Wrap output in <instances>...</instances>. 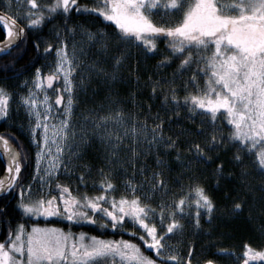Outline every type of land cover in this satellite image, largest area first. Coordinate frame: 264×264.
<instances>
[{
  "label": "snow or ice",
  "instance_id": "obj_1",
  "mask_svg": "<svg viewBox=\"0 0 264 264\" xmlns=\"http://www.w3.org/2000/svg\"><path fill=\"white\" fill-rule=\"evenodd\" d=\"M95 4L94 7H86L80 5L78 0H51L48 4L26 0L25 13L18 12L10 16L6 12H0V29L7 38L6 43L0 45V49L6 51L24 32V28L17 24L18 18H25L29 27H38L46 18L63 15L65 29L72 33L73 28L67 26V20L72 15L95 14L102 17V22H108L109 27H114L108 33L105 29L93 32L80 25L88 42L96 44L98 50L107 52L114 39L115 47L119 48L123 44L128 49L127 52L121 51L120 54L113 55L111 74L102 65L97 66L99 61L88 66L89 73L111 76L114 81L115 73L126 55L132 53V49L138 50L144 56L154 55L158 50L156 41L164 39L171 57L165 56L157 61L158 68L165 66L170 58L181 56L183 59L180 60L178 71L191 68L193 62L196 64L195 68H191L192 75L186 80V90L187 85L192 84L196 89L195 94L188 92L180 98L175 95V86L170 89L171 95L168 94V89H164L166 94L162 98V105L166 106L165 110L171 111L187 105L190 113L203 117L196 130L183 129L185 133H205L203 125H214L221 115L231 128L229 135L223 137L213 127L211 133L204 136L205 147L194 144L189 146V151L194 152L195 159L209 161L211 157L206 155L205 148L211 150L221 142L230 141L236 146V154L232 158L235 163L244 162L245 155L249 157L247 167L241 169L242 180L249 175V169L264 177V147L255 151L257 147L264 145V0H95ZM153 16L166 20L170 26H158L153 22ZM172 21L175 23H171ZM56 38L58 43L55 46L52 73L42 74L41 69L36 68L32 79L33 87L20 98L30 118L35 120V123H30V131L33 143L38 145L37 171H41L39 165H44L42 181L45 177L52 179L55 176L62 163V149L71 148L68 143V130L72 128L70 116L74 107L73 97L84 83L83 77L80 84L74 83L73 73L81 63L76 56L75 46L71 53L67 51L60 29L56 31ZM36 46L39 47L38 44ZM52 48V44H47L45 53ZM189 49L192 51H188ZM201 75L205 77L203 88L196 83ZM61 78L63 86L55 88L54 102L50 101L47 94L42 97L38 95ZM148 82L153 85L152 95L155 96L160 81H153L149 76ZM64 96L67 98L64 99ZM9 107L10 94L0 87V117L6 118ZM57 107L63 109L62 118L57 114ZM152 116L160 122L152 125V137L147 147L151 149L153 146L159 148L163 145L166 150L175 147L176 139L166 137L163 133V118L159 113ZM109 119L119 122L122 119L121 113L115 112L110 117H101L95 122L97 128ZM168 119L171 121V116ZM130 131L133 136H137L140 132L146 133L148 129L144 125L139 132L136 128ZM71 135L75 136V131ZM0 144L8 160L5 169L7 175L0 177V190L7 191L18 183L21 158L5 135H0ZM115 148L114 144L109 159L115 155ZM135 155L134 145L133 159ZM163 164L164 161L157 156L156 168L146 177L148 190L141 192L139 196L136 193L144 187L145 182L142 180L139 184L133 183L134 175L120 181L123 194L119 197L109 195L117 190V185L109 178L115 176V170L105 173L101 169L100 181H93V187L101 189L97 195H73L67 185L57 184L55 191H58V196L45 199L41 195L38 199L25 202L24 192L28 190L22 188L17 205L24 214L62 216L69 222H99L101 228H121L127 231L123 229V225L131 223L133 228H138L139 239L147 250L155 254V259L146 256L132 240L101 239L95 236L89 238L84 234L73 238L71 233L36 226L25 233L23 226L18 225L14 234L10 232L4 241H0V264H184L183 261H178L177 255L168 254L174 250L167 238L183 230V224L178 217L188 215L198 227L201 210L211 213L214 204L199 184L190 186L195 195L191 203L188 194L180 195L179 199L175 198L176 194H172L171 199H164L168 195V187L160 167ZM216 169L220 172L222 164L218 163ZM144 171L142 166L140 173L143 174ZM85 181V174L81 173L80 184L85 185ZM156 194L160 195L156 207L143 202L154 198ZM192 206L196 211L186 212V208ZM242 210V201L232 205V212ZM98 215L102 216L100 221L95 219ZM156 217H159L158 222H150L156 220ZM160 228L164 231H159ZM131 235L137 236L138 232H132ZM191 251L189 248V253ZM242 256L240 264L255 261L264 264V245L257 248L245 243ZM205 264L212 262L206 261Z\"/></svg>",
  "mask_w": 264,
  "mask_h": 264
},
{
  "label": "trees",
  "instance_id": "obj_2",
  "mask_svg": "<svg viewBox=\"0 0 264 264\" xmlns=\"http://www.w3.org/2000/svg\"><path fill=\"white\" fill-rule=\"evenodd\" d=\"M6 3L7 0H0V11L6 12ZM43 3H51V0ZM78 3L86 7L96 6L95 0H78ZM152 19L158 26H169L158 19ZM21 24L24 25V23ZM69 25L76 27L83 25L85 29L94 32L105 29L108 33H111L112 27H114V25L109 27L108 22H102V17L95 14L72 15L67 20V26L69 27ZM57 29L61 30V37L66 36L65 32L67 31L63 15H53L46 18L38 27L26 26L25 34L21 40L10 50L0 53V87L4 88L10 96L14 97L19 90V84L31 78L37 66H43L51 60L52 51L57 41ZM4 38L5 34L0 29V41ZM156 43L158 50L154 55L144 56L138 50L134 52V49H132V53L126 55L125 65L121 66L113 82H110L109 78H101L98 82L90 83L87 94H81L80 99H86L84 104L86 106L87 101L90 103L102 99V96L109 91L113 99L122 102L131 98L132 95L136 104H140L138 108L140 107L142 117L145 116L149 122L153 121L152 114H160L164 123L168 124L165 136L176 139V146L168 151L169 155L165 158L162 170L167 186L171 192L175 193L182 192L188 184H199L204 188L205 193L211 197L214 204L211 213L206 210L202 211L203 215H209L207 219H202L203 215L201 218L199 217V226H196L198 230L193 235L195 237L194 246L197 247L199 258L201 256V263L211 261L214 264H220L221 262L217 259L223 257L217 253H231L232 261H230L231 258L225 257L228 260L227 264H237L236 259H243L242 252L245 243L257 248L264 245V190H262L264 177L249 169V175L242 180L241 169L247 167L249 157L245 155L244 162L235 163L232 158L236 154V146L230 141L221 142L218 147L211 150L205 148L206 155L211 157L209 161L195 159L194 152L189 151V146L200 144L201 147H205L204 136L211 133L216 124L225 123L223 122L225 118L221 117L220 121L217 119L214 125H203L205 133L194 131L189 134L182 131L183 129L196 130V126L199 124L198 119L194 114L188 112L187 105L166 111V106L162 105V98L166 94L164 89H168V94L171 95L170 89L173 86L177 89L175 92L177 97L182 98L188 92L194 94L196 89L192 84H188L186 90V80L192 75L191 68H195L196 64L193 63L191 68L186 67L184 71H178L180 60L183 59L181 56L170 58L165 66L158 68L156 66L157 61L162 60L165 56L171 57V53L167 50L168 46L164 39H159ZM37 44L39 45L38 48ZM47 44H52L53 48L46 54L44 49ZM126 47L123 44L119 48L115 47L113 39L107 52L98 50L97 45H94L90 52L95 58H98L99 54L105 56V62L109 64L108 69L111 71L110 58L113 55L120 54L121 51L127 52ZM188 51L192 50L189 49ZM185 54L187 55V52ZM149 76L153 81L157 79L160 81L155 96L152 95L153 85L148 82ZM107 88L109 89L107 90ZM13 100L14 98L10 99L11 104L6 118L0 117V134L5 135L6 139L19 151L21 171L18 174V183H15L13 189L7 194L0 197V241H4L10 232L13 234L18 225L29 226V220L17 205L20 201L19 196H21L19 190L28 187L33 178L34 150L30 144L28 130L25 125V114H23V111L17 110L13 105ZM176 113H179V115L177 116ZM169 116H171V121L168 119ZM215 129L223 137H227L230 133L228 128L217 126ZM92 153L88 152V156L82 160V165L86 169L85 185L80 184L79 178H76V182L73 183V185L75 184L73 190L76 191L77 195H80L78 192H81L92 196L99 194L101 191L99 187H93V181H100L101 175L95 173L101 169L105 170V164L98 155ZM218 163L222 164L220 172L216 169ZM3 172L4 164L0 156V177ZM110 179L113 180V178ZM54 183L55 181L51 183V188L54 189L51 196L58 195ZM14 190H16L14 197L10 199ZM114 194L109 193V195ZM237 201H242L243 210L232 212V205ZM124 226H128L132 232H139L132 228L131 223ZM105 234L112 235L107 230ZM117 235V233H113L114 237ZM141 242L138 239L141 251L153 257L155 254L152 255L151 252L146 251L141 246ZM253 264H262V262L256 261Z\"/></svg>",
  "mask_w": 264,
  "mask_h": 264
},
{
  "label": "rangeland",
  "instance_id": "obj_3",
  "mask_svg": "<svg viewBox=\"0 0 264 264\" xmlns=\"http://www.w3.org/2000/svg\"><path fill=\"white\" fill-rule=\"evenodd\" d=\"M7 2L11 4L12 0H8ZM222 2H226V0H222ZM152 18L158 19L164 24L169 25V23L166 20H161L158 18V16H153ZM171 23L174 24L175 21H172ZM69 27L73 28V32L72 33L65 32L66 36H62V38L65 37L67 51L69 53L72 52L73 46H75L76 56L78 60L81 62L77 65L78 70L75 73H73L74 83L80 84L82 77H83L84 83L79 87V89L76 92V95H74L73 97L74 107H73V110L70 116V119L72 121V128L68 130L69 131L68 143L71 145V148L62 149V155H61L62 163L59 169L57 170L55 176L52 179H48L47 177H45L43 181L41 180V177L44 176V173L42 171L44 165L42 164L39 165V168L41 169V171L39 172L37 171L38 165H37L36 153L38 151V145L33 143V138H32V134L30 131V123H35V120L34 118H30L27 109L23 106L21 99H20L22 96L28 93L29 88H31L30 84L29 85L19 84V90L16 92L14 97L10 96V99L14 98L13 105L17 108V110H19L20 112H22L23 110L25 112L26 114L24 115L25 125H26V128L30 132L29 135L32 138L31 139L32 145H35V151H34L35 168L33 171L32 183L28 187H25V189L28 190L24 192L25 202L31 199H38L41 197V195H43L45 199L50 197L51 193H54V191H52L54 189H52L50 185L52 181H55L54 183L55 189H56L57 184H59L62 186L67 185L72 191L75 185V184L73 185V183L76 182V178H79L81 173H84V174L86 173V169L82 165V160L86 156H88L87 155L88 152L92 153L93 151L96 154L94 152L92 154L96 156L98 155L100 157V160L104 162L105 170L103 171L105 173H108L110 170H115V176L109 177V178H113L112 182L117 185V190L113 192L115 193L113 196L119 197L121 194H123L124 189L120 181L124 180L125 178H130L133 175L135 177L133 180V183L139 184L142 180H144L145 182L144 187L141 188L140 191L136 193V195L139 196L141 192H147L148 190L149 183L146 180V177L148 176L150 172H152L156 168L157 156H159L165 162L166 160L165 158H167L169 155L168 151H171L173 148L166 150L163 147V145H161L159 148H156L155 146H153V148L149 149L147 147L152 137L151 127L154 123H159L160 120L153 119L152 122H149L145 116L142 117L143 115L141 114L140 107L138 108L140 104L139 103L136 104L135 98L133 99L132 95H131V98H128V100L122 102L120 100H116L115 98L113 99L109 91L102 96L103 97L102 99H98L90 103L87 101L86 106L84 105L86 102V99L81 100L80 96L81 94H84V93L87 94L90 83L98 82L100 81L101 78L103 79L109 78L110 82H113V80L111 79V76L105 77L103 75L89 73L88 66L97 61H99V64L97 66L99 67L102 65L106 69V71L109 70L108 69L109 64L105 62L106 60L105 56H102L99 54V57L95 58L94 55L91 54L90 50L96 44H90L88 42L87 37L81 32L80 27H76L72 25H69ZM135 50L136 49H134V52ZM202 54L207 55L208 53H202ZM110 59H111L110 60V67H111L112 58ZM124 60L125 58L123 59L121 66L125 65ZM121 66L119 67V69L121 68ZM119 69L115 73V79H116ZM108 72L111 74L110 70ZM204 80H205V77L201 75L196 81V83L199 82L198 85H200V87L203 88ZM62 86H63V79H62ZM108 89L109 88H107V90ZM44 94H47L50 98V101H52L49 93L46 90L38 93L40 97H42ZM66 98L67 97L64 96V99ZM56 111H57V114L60 116V118H62L63 109L60 108L59 110L57 108ZM115 112L121 113V116H122L121 121L118 122L115 119H109L107 123L102 122L99 128H97V125L95 123L97 120H99L101 117H110V115ZM191 114H194V116L198 119L199 124H200V121L201 119H203V117L197 113H191ZM221 117H224V116L221 115L218 118V121H220ZM223 122L225 123L220 122L216 125L218 127L228 128V131L230 132L231 128L227 124L226 119L225 121L223 120ZM210 124L211 123H209L208 125ZM144 125L147 126L148 131L146 133L140 132L139 135L133 136L130 130L132 128H136L139 132L142 126ZM167 125L168 124L164 123L163 121L162 130L164 134L167 132ZM216 125L214 127H217ZM73 131H75V136L71 135ZM117 140H119V143H117ZM114 144L116 145L115 155L112 156L111 159H109V153L110 151L113 150ZM134 145H135L136 155H135V158L133 159L132 157H133V146ZM262 147H264V145H260L255 150L259 151V149ZM14 148L16 149L15 146ZM54 148L55 146H53V150ZM142 166L145 168V171L143 172V174L140 173V169ZM163 166L164 164L160 166L161 170H163ZM80 168L82 169L80 170ZM134 168H135V171H134ZM95 174L100 175L99 172L97 171ZM190 186L191 184H188L187 188L182 190V192L178 191L175 193L171 192L169 187L167 186L168 195L165 196L164 199H171L172 194H176L175 196L176 199H179L180 195L188 194L189 203H191L192 201H194L195 195L194 193L191 192ZM11 189H8L7 193ZM19 193L21 194V190H19ZM113 193H110V194H113ZM78 194L82 195L84 193L78 192ZM159 200H160V195L156 194L154 198L146 199L143 202L150 204L153 207H156L157 204L159 203ZM188 211L195 212L196 209L194 206H192L191 208H186V212ZM24 215L26 216L27 214H24ZM202 215L203 213L200 215V218L202 217ZM208 215H203L202 219H205V218L207 219ZM178 219L182 221L181 223L183 224V230L175 233L174 235L168 236L167 242L172 246L174 250L173 252H170L168 254L177 255L178 261H183L184 264H188L189 261H190V264H205V262L201 263L200 261L201 256L199 258V254L197 253V249H196L197 247L194 246L195 237H193V235H195V231L198 230L196 228V224L194 223L193 219L188 215H185L183 217H178ZM158 221H159V217H156V220L150 221V222L156 223ZM166 223L167 221H165V224ZM25 229L27 228L24 227V231ZM133 229L135 231H139L138 228L137 229L133 228ZM159 231H164V229L160 228ZM138 236H139V232H138ZM140 244L146 249L143 242H141ZM189 248L192 249L191 253H189ZM150 252L152 253V255L154 254L152 251ZM217 254L218 255L220 254L223 257V258L217 259V261L221 262L220 264H227L228 260H226L225 257L231 258V255L229 254L227 255H224L221 253H217ZM145 255L149 256L147 254ZM153 257H155V255H153ZM238 259H236L235 262L237 264H240V258ZM230 261H232V258ZM253 263H256V261L250 262V264H253Z\"/></svg>",
  "mask_w": 264,
  "mask_h": 264
},
{
  "label": "flooded vegetation",
  "instance_id": "obj_4",
  "mask_svg": "<svg viewBox=\"0 0 264 264\" xmlns=\"http://www.w3.org/2000/svg\"><path fill=\"white\" fill-rule=\"evenodd\" d=\"M45 1H47V0H37V3L38 4H46V3H43ZM6 4L7 5H5V11L10 16L16 15L18 12L19 13H25L27 11L26 0H14V1L12 0L11 4H9L8 2ZM21 4H23L25 6H20ZM9 5H10V7H9ZM17 23L21 27L24 28V32L22 35V36H24L25 29L27 26V20L25 18L21 17V18L17 19ZM21 23H24V25H22ZM55 46L56 45H54V48H55ZM60 87H62V80L61 79L59 82L54 81L52 86L45 88L46 91L49 93L52 102H54L55 95H56L55 88H60ZM10 104H11V101H10ZM57 108L60 110L59 107H57ZM15 191L16 190H14L12 192L10 199H12V197H14ZM71 192L73 195L76 194L75 190H72ZM58 195H59V193H58ZM19 198H21V196H19ZM26 217L29 220V223H28L29 227H26L27 228V229H25L26 232L31 231L33 226H36V227L41 228V229L54 228V229L61 230L64 233H71V234H73V238H75V236H78L80 234H84L85 237H89V238L95 236V237H99L101 239H112V240L127 239V240H132L134 243L138 244L139 236L138 235L137 236L131 235L132 231L129 230L128 226L125 227L124 226L125 224L123 225V229H126L127 231L122 230L121 228H117V229L101 228L99 222H97L96 224H92V223H89L87 221L69 222V221H67V219L65 217H62V216L45 217V216H35V215H28L27 214ZM95 219L97 221H100L102 219V216L98 215L95 217ZM23 228H24V226H23ZM15 230H16V228H15ZM106 230H107V232L112 233V235L108 236L107 234H105ZM14 233H15V231H14ZM113 233H117L118 235L116 237H114ZM121 234H123L124 236ZM146 251H149V250H146ZM153 259H154V257H153Z\"/></svg>",
  "mask_w": 264,
  "mask_h": 264
},
{
  "label": "bare ground",
  "instance_id": "obj_5",
  "mask_svg": "<svg viewBox=\"0 0 264 264\" xmlns=\"http://www.w3.org/2000/svg\"><path fill=\"white\" fill-rule=\"evenodd\" d=\"M0 12H2V11H0ZM22 35H23V33H22ZM22 35L17 39V42L18 41H20L21 40V38H22ZM7 38L5 37L2 41H4V40H6ZM1 42V41H0ZM17 42H16V44H17ZM15 44V45H16ZM14 45V46H15ZM13 46V47H14ZM12 47V48H13ZM10 50V49H9ZM6 51H8V50H6ZM5 52V51H4ZM0 53H3L2 51L0 52ZM54 65H55V50L53 49V51H52V58H51V60L50 61H48L46 64H44L43 66H37L36 68H40L41 69V72H42V74H49V72H50V74L52 73V70H53V68H54ZM36 68L34 69V71H33V74L31 75V78H29L28 80H24L25 81V83L23 82V83H21V84H30V86L31 87H33V84H32V79H33V75H34V73H35V70H36ZM46 90V89H45ZM23 111V110H22ZM24 112V111H23ZM24 114H25V112H24ZM26 115V114H25ZM28 130V129H27ZM29 134H30V132H29V130H28V136H29ZM34 168H35V161H34V163H33V171H34ZM32 183V181L30 182V184ZM29 184V185H30ZM51 185V184H50ZM7 193V192H6Z\"/></svg>",
  "mask_w": 264,
  "mask_h": 264
},
{
  "label": "water",
  "instance_id": "obj_6",
  "mask_svg": "<svg viewBox=\"0 0 264 264\" xmlns=\"http://www.w3.org/2000/svg\"><path fill=\"white\" fill-rule=\"evenodd\" d=\"M17 24H18V23H17ZM18 25H19V24H18ZM16 42H17V41H15V42L13 43V45L9 46V48H8L7 50L11 49V48L16 44ZM5 43H6V40L1 41V42H0V45L5 44ZM1 51H5V50L0 49V52H1ZM0 135H1V134H0ZM9 143H10V142H9ZM10 144H11V143H10ZM11 145H12V144H11ZM12 147H14V146L12 145ZM0 156H1V159H2L3 164H4V172H3V174H2L1 177H4V176L7 175L5 169H6V167H7L8 160H7V158H6V157L4 156V154H3V146H2V144H0ZM6 192H7V191L0 190V197H2Z\"/></svg>",
  "mask_w": 264,
  "mask_h": 264
}]
</instances>
